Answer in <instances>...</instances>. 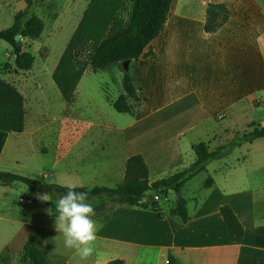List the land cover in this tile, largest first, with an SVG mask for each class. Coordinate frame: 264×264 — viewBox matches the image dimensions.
<instances>
[{
	"label": "rangeland",
	"instance_id": "374dc122",
	"mask_svg": "<svg viewBox=\"0 0 264 264\" xmlns=\"http://www.w3.org/2000/svg\"><path fill=\"white\" fill-rule=\"evenodd\" d=\"M26 1L0 0V31L9 28L15 16L24 10L21 27L31 16L40 18L44 25L39 38L17 40L21 50L34 58L28 71L14 70L12 50L0 40V79L21 93L25 112L24 132L4 139L1 171L67 187L114 188L121 183L122 144L126 146L130 142L137 147L149 140L176 141L172 133L183 122V128H188L180 138L183 157L189 154L194 157L195 144L202 142L213 150L249 130L251 123L264 126L262 17L254 19L252 24L251 40L259 39L262 44L260 58L258 55L255 61L250 59L249 49L252 52L253 47L243 53L244 46L230 43L229 39L210 42L209 36L202 35L193 21L175 19L185 0H173L169 21L150 44L154 59L140 56L127 67L143 99L129 102L133 111L130 116L118 114L112 108V102L123 94L121 66L112 65L95 73L87 71L71 103L62 99L51 79L87 0H30L29 6ZM232 1L189 0L187 14L198 18L204 4L215 2L223 3L238 17L249 19L259 15L251 4L233 5ZM243 1L238 0L241 4ZM255 1L264 6V0ZM129 12L127 0L119 17L126 21ZM259 27L262 31H258ZM159 110L165 111L164 114L148 117ZM134 118L143 121L137 124ZM187 122L194 123L193 127L189 128ZM255 143H259V159L264 158V138ZM248 150L247 145L235 148L223 163L242 162L249 156ZM216 169L217 164L212 161L204 172L184 185L182 198L189 210L192 199L200 196L203 183L213 178ZM240 171L248 174L249 180H264V168L254 173L246 172L245 168ZM43 195H49L48 201L37 198ZM59 197L29 192L18 183L0 184V264H29L22 258V246L31 237L36 239L49 264H106L114 259H122L125 264H161L156 260L158 250L149 248L139 238L144 221L122 211L111 213L116 204L107 196L89 199L95 206L93 218L98 222L96 250L91 258L81 260L74 250L64 247L63 236L56 228L55 201ZM142 200L149 204L156 202L160 211L166 213L177 197L172 192L160 196L148 191ZM119 237L121 240L115 239Z\"/></svg>",
	"mask_w": 264,
	"mask_h": 264
},
{
	"label": "trees",
	"instance_id": "16d2710c",
	"mask_svg": "<svg viewBox=\"0 0 264 264\" xmlns=\"http://www.w3.org/2000/svg\"><path fill=\"white\" fill-rule=\"evenodd\" d=\"M127 0H88L77 26L65 46L52 74L51 79L66 103L73 101L75 89L87 72L103 71L117 65L122 67L126 60L130 62L140 56L154 59L150 43L164 30L167 17L172 9L173 0H128L130 12L128 19L123 21L119 13ZM30 5V0L26 1ZM26 10L19 12L13 24L0 31V40L12 50L13 67L16 71H28L33 65V56L21 50L15 36L37 39L44 25L40 18L31 16L20 25ZM229 12L223 4H208L206 8L203 31L215 33L228 20ZM22 28V30H21ZM123 68V67H122ZM121 86L123 94L114 102L112 108L118 114L132 116L129 102L143 101L142 95L134 85V79L128 71H122ZM25 126L24 99L21 93L10 83L0 79V132L21 134ZM249 130L235 135L225 144L210 150L207 144L198 143L192 146L195 160L185 169L175 171L165 178L150 182L147 167L140 155H133L125 162L123 180L114 188L95 186L93 188L72 187L76 191L88 193L89 199L107 196L113 198L116 205L136 207L150 210L163 217L156 202L142 201L145 193L154 192L166 195L168 191L175 195L181 193L182 187L192 178L206 170L207 165L216 160L226 158L235 148L250 144L264 138V126L254 123ZM18 183L29 192L48 193L61 196L69 187L46 183L40 178L26 177L12 172L0 170V184ZM211 181L204 183L210 186ZM219 213L231 237L243 236L244 230L228 205L219 208ZM169 215L185 225L188 220L186 201L180 197L169 210ZM22 258L29 264H49L45 253L37 245L35 238L26 240L22 246ZM68 264V263H63ZM106 264H125L122 259H114ZM166 264H178L168 256ZM236 264H260L257 261L240 256Z\"/></svg>",
	"mask_w": 264,
	"mask_h": 264
},
{
	"label": "crops",
	"instance_id": "0c3cea01",
	"mask_svg": "<svg viewBox=\"0 0 264 264\" xmlns=\"http://www.w3.org/2000/svg\"><path fill=\"white\" fill-rule=\"evenodd\" d=\"M203 1L201 0V2ZM215 2L204 4L203 11L196 18L194 15L190 17L187 14L189 0H185L177 9L175 19L185 20L186 22L193 21L202 35L209 36L208 40L210 42H218L226 38L231 41L230 43L241 47L244 46L242 47L243 53H246L249 47H253L254 50L252 52L249 49L250 56H252L250 59L258 60L257 56L259 55L260 58L262 44L259 39L251 40V35L254 32L252 24L254 19H258L259 17L264 19V6H261L255 0H244L242 4L238 0L237 3L232 1L233 5L241 6L248 3L251 4L259 11V15L256 14L254 17L248 19L246 16H235L231 9H229V18L222 27L215 33L206 34L203 31V26L207 5L223 4ZM170 13L167 17L168 21ZM254 29L257 30L256 28ZM258 31H262V28L259 27ZM214 53L217 52L214 51ZM164 112L162 110L154 111L148 117L156 118L163 115ZM134 121L138 124L139 120L138 118H134ZM142 121H139V123ZM187 123H189L187 124L189 128L193 127L194 123ZM183 124L182 122V127L174 130L172 133L176 141L171 142L170 139H167L160 143L149 140L143 141L137 147L132 146L130 142L126 146L122 144L121 150L122 152L124 151V165H122L119 172L120 181L122 182L123 180L125 162L127 158L133 155L138 154L142 157L147 167L148 178L151 183L165 178L175 171L185 169L194 162L195 155L194 157L191 154L184 156L188 157L187 159L183 157L184 152L181 149L180 138L183 135V131L188 129H184ZM11 135H15V133L0 132V152L4 139ZM255 142L256 140L250 144H245L249 146L250 151H247L249 156L242 162L226 164L223 163L225 158L213 161L216 162L217 169L213 171V178L207 179L211 181L210 186H204L206 180L202 185L200 196L194 197L193 195L194 198H191L193 201L191 210L188 209L186 203L189 220L185 225H182L177 218L170 216L169 211L166 213L161 212L163 217L159 219L157 214L150 210L116 205L111 210V213L122 211L127 214L137 215L144 221L143 228L141 230L139 229V233L141 234L139 238L146 241L149 248L158 250L156 260H160L161 264H166L168 256L173 257L178 264H236L240 256L264 264V180L258 178L256 180H249L247 178L249 177L248 174L245 172L243 174V171H240L242 168H245L246 172L250 171L254 173L264 168V158L261 157L259 159V152H257L259 151V143ZM183 187L181 189V197ZM174 205L175 203L170 209ZM223 205H228L234 213L243 227V236L236 238L228 234L219 213V208ZM126 226L131 229L129 225ZM115 239L121 240L120 237Z\"/></svg>",
	"mask_w": 264,
	"mask_h": 264
},
{
	"label": "clouds",
	"instance_id": "9594fccd",
	"mask_svg": "<svg viewBox=\"0 0 264 264\" xmlns=\"http://www.w3.org/2000/svg\"><path fill=\"white\" fill-rule=\"evenodd\" d=\"M49 195L38 196L48 201ZM56 228L63 236L64 247L74 250L81 260L91 258L95 253L98 222L95 206L89 201L87 192L69 187L65 194L55 201Z\"/></svg>",
	"mask_w": 264,
	"mask_h": 264
},
{
	"label": "water",
	"instance_id": "95a60500",
	"mask_svg": "<svg viewBox=\"0 0 264 264\" xmlns=\"http://www.w3.org/2000/svg\"><path fill=\"white\" fill-rule=\"evenodd\" d=\"M19 39V35H16L15 36V41H17ZM130 64V61L129 60H126L122 63V67H123V70L126 71L127 70V67L128 65ZM176 197L177 199H179L181 197V195L178 193L176 194Z\"/></svg>",
	"mask_w": 264,
	"mask_h": 264
}]
</instances>
